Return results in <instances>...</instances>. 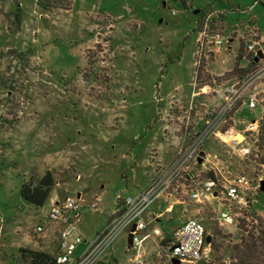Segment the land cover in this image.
<instances>
[{
    "label": "rangeland",
    "instance_id": "rangeland-1",
    "mask_svg": "<svg viewBox=\"0 0 264 264\" xmlns=\"http://www.w3.org/2000/svg\"><path fill=\"white\" fill-rule=\"evenodd\" d=\"M191 1V9H184L180 0H72L67 11L47 12L36 0H0V264H26L14 262L12 242L26 233L38 236L35 228L68 196L81 193L84 206L100 200L98 211L82 210L80 229L90 238L102 232L117 199L121 205L122 197L148 186L171 163L182 139L205 129L241 80L232 71L236 63L243 77L259 67L248 62L245 49L254 27L264 41V0ZM217 33H236L234 65L221 77L206 67L196 76L203 61H216V71L232 63L229 53H214L210 41ZM257 110L234 111L219 128L232 126L233 136L246 135L243 145L250 153L206 139L209 171L199 179L225 182L244 175L253 188L264 181V110L259 116ZM253 121L256 133L245 132ZM48 171L54 185L35 208L19 190ZM187 191L184 180L169 189L175 210L153 215L165 218L161 231L171 230L169 218L177 223L172 232L197 219L210 237L209 259L200 264H243L235 249L250 231L258 234L259 219L264 222L261 187L246 194L248 209L233 205L239 222L231 227L218 219L221 201L196 203ZM134 254L124 234L100 264H132Z\"/></svg>",
    "mask_w": 264,
    "mask_h": 264
},
{
    "label": "built area",
    "instance_id": "built-area-1",
    "mask_svg": "<svg viewBox=\"0 0 264 264\" xmlns=\"http://www.w3.org/2000/svg\"><path fill=\"white\" fill-rule=\"evenodd\" d=\"M206 27H208L207 23ZM199 34L202 39V32ZM204 34L207 36L206 33ZM250 36L246 40V59L251 65L259 67L246 77L242 76L241 80L231 86L230 95L225 97L223 105L207 122L205 129L193 138L187 134L182 139L171 163L158 172L145 189L135 196L122 198L123 204L119 205L105 230L92 238L87 237L80 230L82 210L87 208L97 211L100 205L97 197L87 206L83 205L84 201L81 197L76 196H68L53 205L46 221L38 225L34 233L42 235L55 223L63 225V229L59 231L55 253L57 264H99L110 247L124 234L132 235V247L140 253L145 241L162 236L160 228H150V223L159 217H149V211L159 199L167 196L169 189L180 180L188 183L187 192L192 201L196 203L221 201L219 202L221 209L217 212L221 225L228 227L237 225L239 215L235 212L233 205H239L238 209L242 207L248 209L250 206L246 194L252 189H259L262 178L255 188L251 180L244 175L225 182L217 178L203 180L199 178L209 171L207 168L209 156L203 150L206 139L216 137L233 147L240 146L239 151L244 155L250 153L248 146L243 145L247 143L246 135L233 136L235 129L232 126L224 132L219 129L227 123L228 119H231L234 111L239 112L243 109L254 111L259 107L264 110V97H262L264 95V60L258 56L261 51L259 40H256V35L252 31ZM211 39L210 43L217 52L229 45V38L221 34L217 33L211 36ZM257 58L259 59L256 60ZM257 128V123L253 121L245 132L256 133ZM260 215L264 218V213ZM207 237L206 228L200 221L188 219L166 239L164 238L166 244L159 246V262L155 264H174V260H177L178 264H200L207 261L210 256V243H207ZM133 264H143V256L138 255Z\"/></svg>",
    "mask_w": 264,
    "mask_h": 264
},
{
    "label": "trees",
    "instance_id": "trees-1",
    "mask_svg": "<svg viewBox=\"0 0 264 264\" xmlns=\"http://www.w3.org/2000/svg\"><path fill=\"white\" fill-rule=\"evenodd\" d=\"M180 2L184 9H191V0H180ZM36 3L41 9L47 12L54 9L67 11L71 7L72 0H36ZM15 17L19 22L21 19L19 13ZM198 33H200V30H198ZM240 54H242V48L240 49ZM205 67L206 62L204 61L199 66H196V76L198 75L200 77ZM232 71L240 74L241 77L245 73V70L239 68L238 62ZM53 185V177L50 171H48L44 177L37 181H24L19 190L20 198L35 208H41L46 202ZM119 200L120 198L117 199V205H119ZM259 220L260 224L256 227L258 234H253L250 231L246 238H241V243L235 249L238 259L243 264H264V222L261 219ZM13 260L14 262L18 261L26 264H57L54 255L42 251H35L28 247L18 249Z\"/></svg>",
    "mask_w": 264,
    "mask_h": 264
},
{
    "label": "crops",
    "instance_id": "crops-1",
    "mask_svg": "<svg viewBox=\"0 0 264 264\" xmlns=\"http://www.w3.org/2000/svg\"><path fill=\"white\" fill-rule=\"evenodd\" d=\"M252 32L256 35V40H259V42H260L261 52L263 53V60H264V52L262 50V45L264 44V41H263L261 35L259 34L257 28L254 27ZM233 35H234L233 37H229V45L227 46V48H223L221 51L218 52V53H221L220 56L224 55L225 52L229 53L231 55V58H232L231 65L228 68H226L225 70L216 71V69L213 67L215 65L216 61H211V63H209V62L207 63L208 65H206V71L205 72L210 73L212 76L221 77L225 73L231 71V69H232V67L234 65V60H235V58H237V55L232 54V47H233V44H234V38L236 37V33H234ZM199 37L201 38L200 34H199ZM200 38H199V40H201ZM213 49H214V53L217 52L215 47H213ZM238 52H239V50H238ZM224 59L226 60V58H224ZM225 63H226V61H225ZM225 63H223V64H225ZM204 88H209V87L205 86ZM216 91L219 92L220 90H216ZM193 95H194V93H193ZM243 110L247 111V113H249V114L253 112V111L248 110V109H243ZM256 113H257L256 114L257 116L262 114V108L259 107L258 110L256 111ZM77 178H79L78 175H77ZM145 188H143V189H145ZM143 189H139L133 196L137 195ZM169 196H170V194H169ZM169 196L163 197L155 206H153L151 208V210L149 211L148 216L149 217H153V215H155V214L157 215L159 210L162 211V212H160V213H162L160 215H162L163 217H165L167 214H172V212L175 210L176 206H175V203L173 205V203H172V201H171ZM77 197H81V199L83 201H85V199L83 198L81 193H79L77 195ZM130 197H132V196H130ZM117 208H118V205L116 207V210H117ZM116 210L110 216V218H109V220L107 222V226L109 225V222H110L111 218L113 217V215L115 214ZM164 220H165V218H162V219L158 218V219L154 220L153 222L150 223V228H159L158 224L163 222ZM168 222L170 224L169 227H171V230L168 231L165 234L161 231L162 236L154 238V239H148L147 241H145L144 244H143V248H142L140 253H137V250L135 249V254H134L133 257L130 258V263L133 264V262L137 259L138 255H142L143 256V264H152L155 261H157L158 253H159V249H158L159 248V243L165 242L164 238L166 239L168 237V235L172 233V230L175 228V225L177 224V223L173 224V222H174L173 218H169ZM107 226H106V228H107ZM62 229H63V225L62 224L55 223L51 227H49L44 232V234H42V235H38L36 237L35 236L32 237V236H30V233H26L21 239H18L17 242L16 241L12 242L11 248L13 250H15L14 256L16 255V252L18 251V249L23 248V247H28V248H30L32 250L42 251V252H46V253H47L46 249L48 247H51V248L54 249V252L51 253V254L55 256V253L57 251V245H58L59 231L62 230ZM111 247H110V249H111ZM109 250L106 252L105 256L107 255ZM48 254H50V253H48ZM105 256H104V258H105ZM107 257H108V255H107ZM104 258H103V260H104ZM103 260H102V262H103ZM102 262H100V263H102ZM1 264H4V263H1Z\"/></svg>",
    "mask_w": 264,
    "mask_h": 264
},
{
    "label": "water",
    "instance_id": "water-1",
    "mask_svg": "<svg viewBox=\"0 0 264 264\" xmlns=\"http://www.w3.org/2000/svg\"><path fill=\"white\" fill-rule=\"evenodd\" d=\"M199 12L200 10L193 11L195 15L199 14ZM258 56L259 58L263 59V53L261 51L259 52ZM259 58H257L256 60H258ZM261 189L264 191V181L261 183ZM128 243H129V246L131 247L132 246V235L131 234L128 235ZM207 243H210V237H207ZM173 263L178 264L177 260H174Z\"/></svg>",
    "mask_w": 264,
    "mask_h": 264
}]
</instances>
